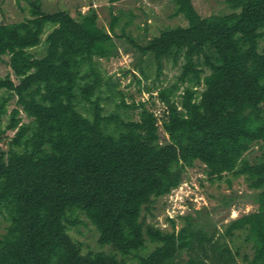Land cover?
Returning <instances> with one entry per match:
<instances>
[{
  "label": "trees",
  "instance_id": "trees-1",
  "mask_svg": "<svg viewBox=\"0 0 264 264\" xmlns=\"http://www.w3.org/2000/svg\"><path fill=\"white\" fill-rule=\"evenodd\" d=\"M169 1L185 23L142 41L117 13L101 25L92 4L73 14L28 0V15L0 23V60L7 55L11 69L0 76V264H264V152L246 155L264 141V0H226L228 11L208 15L192 0ZM123 38L153 58L156 79L166 60L178 68L137 103L93 59L119 54ZM42 43L37 56L31 49ZM105 90L138 117L105 112ZM197 162L211 179L230 175L228 185L243 176L256 207L221 228L191 213L179 226L167 216L169 228L150 221L157 199ZM87 222L98 249L83 250L70 233Z\"/></svg>",
  "mask_w": 264,
  "mask_h": 264
},
{
  "label": "rangeland",
  "instance_id": "rangeland-1",
  "mask_svg": "<svg viewBox=\"0 0 264 264\" xmlns=\"http://www.w3.org/2000/svg\"><path fill=\"white\" fill-rule=\"evenodd\" d=\"M192 1L202 15L228 11L226 0ZM90 4L94 5L98 11L99 23L106 27L111 12L120 15L119 25L126 19H130L131 22L125 27V30L139 41L157 33L163 26L185 23L182 15L173 14L174 5L169 0H118L114 3H110L108 0H42L43 8L46 10L66 8L73 14L78 8L86 10ZM28 9V0H0V23L22 19L29 14ZM116 29L120 31V26ZM117 43L120 46L119 54L109 58L93 59H97L99 62L104 77L109 78L112 82H118L114 89L123 92L122 97L127 104L132 103V101L137 103L139 100L149 99V92L145 86L153 87L152 94L155 95L156 88L170 82L178 72V68L172 66L170 60H166L159 79H156L155 64L150 55L139 58L126 38L117 40ZM261 46H264V39L261 40ZM123 47H127L129 50L126 51ZM31 50L39 56L44 51V44L42 43ZM6 60L7 55L0 60V76L2 77L11 72ZM135 64L142 66L147 76L141 74L137 67L134 68ZM11 77L14 78L12 73ZM103 94L109 95V98L104 101L105 112L120 111L125 116L138 117L139 108L118 105L122 98L118 93L113 95V93L105 90ZM15 100L16 97H13L6 103L8 111L16 105ZM155 102L152 109L159 116L164 105L158 99H155ZM20 115L23 120L28 119L23 111L20 112ZM2 117V124L4 125L7 115ZM11 134L13 131L8 132V135ZM161 138L162 140L166 138L163 132H161ZM262 152H264V141L254 144L246 155L249 159H254ZM228 176L230 175L225 174L223 178H209L205 172V166L201 162H197L192 167H187L181 184L157 199L155 215L148 219L163 228H169L170 223L167 216L175 217L177 226H179L182 223L179 215L191 213L202 220H214L217 226L221 228L222 221H227L240 211H248L256 207L254 202L255 190L248 186L244 177H232V184L228 185L226 181ZM227 194L236 196L231 205L223 204V195ZM4 223L6 221L0 217V232L4 230ZM70 233L82 243L83 250L100 248L97 242V232L89 222L71 227Z\"/></svg>",
  "mask_w": 264,
  "mask_h": 264
}]
</instances>
